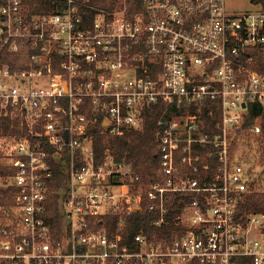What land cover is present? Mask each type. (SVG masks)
Returning <instances> with one entry per match:
<instances>
[{"label": "built area", "instance_id": "obj_1", "mask_svg": "<svg viewBox=\"0 0 264 264\" xmlns=\"http://www.w3.org/2000/svg\"><path fill=\"white\" fill-rule=\"evenodd\" d=\"M119 2L53 0L37 13L0 0V53L30 49L26 67L0 64V122L10 123L0 166L14 170L0 188H18L0 203V264H264L253 202L264 193V9L143 0L129 17ZM160 102L177 109L157 135L164 178L143 183L97 142L141 129ZM215 104L220 121L206 131ZM57 161L67 167L58 234L45 216ZM144 205L176 235L125 240L127 216Z\"/></svg>", "mask_w": 264, "mask_h": 264}, {"label": "trees", "instance_id": "obj_2", "mask_svg": "<svg viewBox=\"0 0 264 264\" xmlns=\"http://www.w3.org/2000/svg\"><path fill=\"white\" fill-rule=\"evenodd\" d=\"M53 0H27L33 12L46 13L50 10V4ZM120 0H93V4L104 8L121 7ZM35 2L37 4H35ZM264 9V0H252ZM126 11L129 17H134L138 13L144 12L143 0H126ZM30 49L28 46H22L18 52H1L0 64L8 62L13 69L26 67ZM176 107L158 103L152 105L144 112V125L141 129L126 130L122 135H101L98 140L99 146H110L118 160H124L132 165L135 173L141 175V181L148 183L152 181L162 180L164 174L160 165V142L157 138L160 131V120L165 116H170L176 111ZM203 119L206 131H216V125L220 121V106L215 104L214 113L209 114L206 109L203 110ZM10 123L0 122V133L9 132ZM99 131V130H98ZM13 133L19 131H11ZM66 164L62 161L54 163V176L48 181L49 193L46 200V219L56 234L59 233V225L62 220L60 211V201L63 196V188L66 185ZM13 169L0 166V174H6ZM18 193V188L11 186L0 188V203L12 205L14 203V195ZM191 194L186 197L190 198ZM178 196H174L170 207L171 212L169 218H173L176 213V200ZM255 209L264 211V193L253 196ZM112 225L110 229L113 231L116 227L117 217L110 218ZM176 226L171 222L168 226H157L154 224V216L148 212L145 205L142 210H135L127 216L126 224L122 233L125 240L131 241L139 232L146 234L148 237H156L157 239L170 238L176 235ZM184 231V230H183Z\"/></svg>", "mask_w": 264, "mask_h": 264}, {"label": "rangeland", "instance_id": "obj_3", "mask_svg": "<svg viewBox=\"0 0 264 264\" xmlns=\"http://www.w3.org/2000/svg\"><path fill=\"white\" fill-rule=\"evenodd\" d=\"M226 5L229 11L234 12L255 10L260 7L252 0H226Z\"/></svg>", "mask_w": 264, "mask_h": 264}]
</instances>
